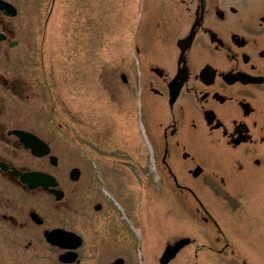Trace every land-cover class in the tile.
Returning <instances> with one entry per match:
<instances>
[{
	"label": "rangeland",
	"instance_id": "rangeland-1",
	"mask_svg": "<svg viewBox=\"0 0 264 264\" xmlns=\"http://www.w3.org/2000/svg\"><path fill=\"white\" fill-rule=\"evenodd\" d=\"M173 1L11 0L18 8L13 23L19 44L0 49V74L18 78L30 90L21 96L8 92L3 116L24 115L27 120L18 124L51 144L59 157L56 169L65 192L60 201L41 189L31 192L25 195L31 203L24 209L39 211L53 226L79 232L85 239L80 264H106L119 256L129 259L127 264H157V256L178 230L206 245L207 264H264V144L257 135L250 165L239 159L244 163L241 169L237 154L232 155L231 190L220 185V190L205 194L209 212L201 211L197 220L210 215L217 225L211 218L208 225H194V211L183 214L173 196L156 190L149 146L153 127L134 97L131 70L140 66L142 77L141 71L156 55L168 59L170 51L178 50L186 17ZM245 2L249 8L243 7V15L254 13L252 9L264 11V0ZM122 73L130 79L127 83ZM257 93L258 114L264 116V86ZM21 156L30 169L43 168V160ZM256 158L260 167L252 162ZM73 167L81 169L77 181L69 177ZM11 196L13 206L21 205L16 190L11 189ZM98 202L101 211L94 210ZM175 209L174 219L180 216L181 221H172ZM117 217L123 222L117 223ZM166 226L174 228L168 234L161 230L165 235L158 238L152 235L155 227ZM199 230L207 231L208 237ZM216 231L226 233L220 236L223 240H216ZM30 241L18 250L28 259L5 258L0 264H61L60 251L42 237L35 241L32 235ZM9 247L0 237V254L10 252ZM190 249L185 253L193 252L194 246Z\"/></svg>",
	"mask_w": 264,
	"mask_h": 264
},
{
	"label": "flooded vegetation",
	"instance_id": "flooded-vegetation-1",
	"mask_svg": "<svg viewBox=\"0 0 264 264\" xmlns=\"http://www.w3.org/2000/svg\"><path fill=\"white\" fill-rule=\"evenodd\" d=\"M181 3L184 5L186 17L181 37L189 40L193 36L190 44L185 42L184 50L183 46L176 44L178 50L170 51L168 59L158 54L157 59H152L145 68L141 64L142 69H145L141 71L142 77L138 75L140 66L134 67L131 77L134 81V97H137L135 99L141 107L142 115L144 113L151 119L153 127L150 130V151L158 178L156 190L164 192L168 198L173 196L183 214L194 211L197 214L194 225L202 226L200 223L208 225V220L212 219L210 215H204L197 220L201 211L203 214L209 212L203 203L205 194L220 190V185L226 186L225 189L229 192V168L239 162V159H247L245 163L250 165L249 159L255 154V135L260 139V144H264V116L258 114L256 105L257 90L264 86V11L252 9L254 13L243 15V7L249 5L245 0H182ZM14 18L0 10V49L11 46L13 42L14 46L19 44V39L15 38L17 30L13 23ZM240 75L260 78L263 81L243 82L238 79ZM129 80L128 76L124 79L125 83ZM27 89L29 91L30 87H24L18 78H8L0 74V237L6 238L11 250L0 254V259H8L10 262H23L28 259L25 253L18 250L23 249L26 242L31 245V236L34 235L35 241L42 237V241L51 248L58 249L59 260V255L65 250L49 244L45 236L48 231L63 226L49 224L46 216L37 210L24 209L31 203V198L27 202L25 195L41 188L29 189L28 184L21 179L22 173L35 170L51 173L61 184L56 169L59 157L53 153L51 144L40 135L49 144L51 154L57 160L53 164L50 154L44 157L33 156L30 150L24 148L20 137L13 132L24 130L35 133L18 124L20 120H27L26 117L19 113H13L10 117L3 116V102L8 92L21 96ZM23 154L43 160V168L27 167L26 160L21 156ZM209 154L215 163L212 161L209 164ZM234 154H237L238 159L232 163ZM252 162L257 167L262 163L259 158ZM239 164L242 169L244 163ZM11 189L16 190L22 197V203L17 207L13 206ZM44 191L53 196L49 190ZM191 202L194 204L191 205ZM102 208V203L99 206L97 203L94 205L95 211H101ZM162 208L166 212V208ZM33 211L38 215L36 218L31 215ZM175 213L176 209L172 214V221H181L180 216L179 219H174ZM118 217L117 223L123 222L122 217ZM135 220L137 227L141 229L138 219ZM73 221L75 225L79 223L77 219ZM212 221L217 225L215 220ZM186 225L188 229L191 228V225ZM173 228L155 227L156 231L152 235L158 238L159 234L165 235L161 230L166 229L168 234ZM66 229L82 238L81 245L75 250L77 259L71 263L80 264V250L85 239L76 230ZM141 232L144 233L143 229ZM216 232L219 235L216 240H223L221 237L226 233ZM175 233L157 256V264H197L191 263L196 260H203L202 264H207L203 257L206 246L204 243L198 244L196 236L179 235V230ZM199 233L208 237L207 231L199 230ZM182 239H188L187 243L173 257L164 261L163 252L166 247L174 246ZM191 246H194L193 252L188 251L186 254V249L191 250ZM119 259L124 264L129 262V259L122 256L112 261Z\"/></svg>",
	"mask_w": 264,
	"mask_h": 264
},
{
	"label": "water",
	"instance_id": "water-1",
	"mask_svg": "<svg viewBox=\"0 0 264 264\" xmlns=\"http://www.w3.org/2000/svg\"><path fill=\"white\" fill-rule=\"evenodd\" d=\"M0 9L4 11L6 14L14 16L17 14V9L9 2L5 0H0ZM248 79L247 81H262V79L253 78L251 76H244L240 75L238 76V79H241L244 81V79ZM244 81V82H247ZM15 134H17L21 141L24 143V147L27 149H31L32 153L36 156H43L47 153H49L50 148L42 139L34 135L33 133L21 131V130H15L13 131ZM54 158V157H52ZM79 170L74 169L72 171V178L77 179L79 176ZM22 180L25 183H28L29 188L34 189L37 187H43L44 189L49 188L50 186H54L57 184V182L48 174L41 173V172H29L22 175ZM53 193L57 195L58 198H61L63 196V192L58 190H51ZM35 215V214H33ZM48 239L55 245H59L61 247L67 248V249H73L77 247L80 244V240L77 241V236L73 234L72 232H68L65 230H56L54 232H51V234L48 236ZM76 239V240H75ZM73 241H76L73 243ZM185 242V241H184ZM182 245V244H181ZM69 257L61 256V259L66 262H72L75 259V256L72 252L68 253ZM123 261H117L112 264H122Z\"/></svg>",
	"mask_w": 264,
	"mask_h": 264
}]
</instances>
